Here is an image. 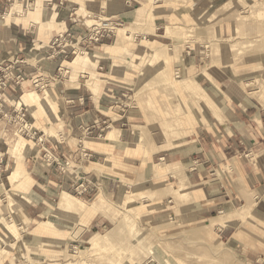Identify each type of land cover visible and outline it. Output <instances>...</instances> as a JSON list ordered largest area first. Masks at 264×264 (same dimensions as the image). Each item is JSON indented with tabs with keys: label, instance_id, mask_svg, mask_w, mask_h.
Instances as JSON below:
<instances>
[{
	"label": "rangeland",
	"instance_id": "obj_1",
	"mask_svg": "<svg viewBox=\"0 0 264 264\" xmlns=\"http://www.w3.org/2000/svg\"><path fill=\"white\" fill-rule=\"evenodd\" d=\"M80 1L73 0L76 8L80 7ZM129 1L133 3V13L126 16L130 23L125 24L117 16L112 21L122 24L118 29L136 23L134 13L138 8L154 9L156 6V15H167L166 30H160L158 37L149 36L148 29L142 30L143 26L148 28L147 25H135L137 31L132 35L141 33L142 36L135 37L134 41L129 39L120 50H109L120 57L115 67L113 61L103 63L99 69L97 66L95 72L102 77V88L99 96L97 91L94 92L96 97L92 95L106 107L104 113L109 121L82 123L74 135L70 133L66 122L71 114L70 107L75 103L66 100L65 95L74 92L69 91L70 88L79 87H73V69L65 64L71 72V80L55 82L51 61H41L38 57L29 62L27 53L21 64L25 74L22 90H11L1 99L2 110L9 114L7 118L0 114V152L5 154L0 166L9 165L5 176H10L13 161L8 154L9 145L1 139L4 134L16 137L10 141V147L18 141V134L29 140L28 146L33 149L41 150L46 144L53 153L32 151L33 154L26 158L30 163L27 165L29 173L33 170L35 155L40 164L45 162L51 170H39L41 185L34 190L35 195H29V206L26 199L22 201L15 196L21 195L18 187L6 184L7 191L15 194L11 195L13 200L23 208L25 216L32 219L23 231L10 216L0 215V235L3 236H0V264H250L232 249L228 235L219 232L224 230L226 218L221 225L213 226L214 219L184 221L182 213L178 218L177 210L171 208L174 199L166 200L165 197L171 196L173 190L161 194L159 181L150 177L145 181L139 179L137 187L142 191L139 193L140 189L132 185L134 181L129 182L132 172L122 164L120 157L119 168H114L116 162L110 155L112 150L121 152L122 148L136 143H140L138 150L146 156L164 149L183 150L198 134L212 132V129L225 127L237 133L241 125H247L250 130L264 127V0ZM21 3L12 0V4ZM34 11L37 13L36 8ZM53 11L44 10L46 20ZM59 11L60 8V15ZM91 16L84 19L85 27L94 24L89 23L95 15ZM0 31H3L2 26ZM117 38H113L111 45L117 43ZM151 41L164 48H157L158 45ZM73 44L78 48L76 42ZM35 45L38 44L30 47ZM93 52L101 55L100 50ZM75 57L72 55L67 62ZM17 61L9 59L0 68ZM205 73L210 77H204ZM76 75L78 82L83 76L82 83L87 85L84 72L78 70ZM88 76L92 81L96 79L93 74ZM35 77L45 85L36 88ZM48 90L55 93L57 103L50 98L42 99ZM27 92L37 94L42 103L40 109L45 113L55 110V104L62 109L59 121L52 114L42 115V125L34 127L37 133L34 136L21 127V123L24 125L32 120L29 109L19 110L16 106V101ZM247 105L252 109L244 111ZM16 109L23 110L25 121L21 117L15 119ZM46 129L53 135H46ZM116 129L122 134L115 141H106L112 131L118 132ZM96 131L101 133L99 141L113 144L114 149L105 148L97 155L90 152L88 141ZM257 146L264 148V141L250 146L244 158L252 160L254 155L251 154L257 151ZM92 162L98 164L92 165ZM23 167L21 163V170ZM163 170L164 162L156 159L154 174L157 178ZM14 175L10 177L12 183ZM20 179L16 177L15 181ZM7 191L0 186L3 204L7 203ZM63 191L69 193L71 207L56 211ZM74 196L91 204L86 205ZM98 200L106 206L104 212L96 213L95 203H92ZM186 200L190 201V196ZM96 214V220L91 221ZM82 216L89 217V222L87 219L81 222ZM221 218L222 215L216 219ZM42 221L44 223L39 226Z\"/></svg>",
	"mask_w": 264,
	"mask_h": 264
},
{
	"label": "crops",
	"instance_id": "obj_2",
	"mask_svg": "<svg viewBox=\"0 0 264 264\" xmlns=\"http://www.w3.org/2000/svg\"><path fill=\"white\" fill-rule=\"evenodd\" d=\"M19 1H22V3L16 5L12 4V0H0V27H3V31H0V65L12 58H16L19 62H24L23 60L26 58L27 53L29 62H34L38 57L41 61H51L50 68L54 69V81L60 83L62 82L60 80L63 79L71 80V72L67 71V68L71 67L74 71L72 77L73 87H79L77 89L70 88L69 91L74 90V92L65 95L66 100H74L75 103L70 107L71 114L66 122L67 128L70 127V133L72 132L74 135L82 123L93 124L98 122L103 124L109 121L106 113H104L106 107L103 106L100 100L94 99L95 94L90 87L91 83H93L99 96L103 80L101 75H99L100 73L95 72L97 66L99 69L103 63L113 61V67H115V61L120 59V57H116L115 54L113 55L109 51L113 47L111 44L117 34L112 38H101L99 43L93 45L94 48L90 47L88 50L83 49L78 43L87 34V27H85L83 21L92 17L91 14L95 15L94 19L101 15L112 19L118 16L122 21H125V24L130 23L126 20L128 18L126 16L133 13L131 9L132 1L125 0L122 3L120 0H81L79 8H76V3L73 0H15V3ZM35 8L37 13L34 11ZM58 8H60V15ZM45 9L54 10L47 20L43 13ZM155 9L156 6L154 9L144 6L138 8L134 13L136 23L134 22L133 26L130 24V26L122 27L128 29L127 35L131 41H134L135 37L142 36L141 33L132 35V32L137 31L134 28L135 25L141 26L143 25L142 23L147 25L148 28L141 27L142 30L148 29L147 34L149 36L158 37L160 30L164 28L166 30L167 15H156ZM82 12L87 13V15H81ZM52 15L54 17L50 18ZM89 23H95V20H91ZM11 29L15 31V34L11 32ZM70 33L72 39L68 38ZM57 35H63L66 41L54 46V39ZM165 36L169 38L166 34ZM145 39L148 40L146 37ZM74 42L77 43L78 48L82 51L93 52V50H100L101 55L93 52L95 55L92 63L82 64L74 68L71 66L77 58ZM34 43L38 45L30 47ZM152 43H156L158 45L157 48H164L157 42ZM72 55H76L72 61L73 63L67 62ZM78 70L87 75V85L82 83L84 80L83 76H80L78 82V76L76 75ZM68 74H70L69 77H67ZM89 74L95 75V80L99 81H92L89 78L90 76H88ZM203 76L210 77L208 73L203 74ZM85 87L87 91H85ZM88 90L92 93H89ZM38 96L41 98L39 94ZM53 97L55 98L53 99ZM46 98H50L51 101L54 100L57 103V96L52 90L46 91L45 97H42V99ZM18 102L17 100L16 104ZM21 108L18 109L20 110ZM250 109H252V106L247 105L244 111ZM61 110L58 114L52 110V112L48 113L42 110L37 111L38 119L34 122V127L42 125L40 122L42 115L52 114L59 121L62 114ZM224 128L212 129V132L208 131L198 134L183 150L164 149L150 153L149 156H146L145 152L140 153L138 150L140 143L132 146L129 144L127 148H122L121 152L112 150L115 146L108 144V142H100L101 133L96 131L94 136L89 138V147L87 149L97 155L101 154V151L105 148H110L113 151L110 156H113V160L116 162L114 168H119L118 157H120L122 164L133 174L129 177V182L132 183L134 181L132 183L134 187L139 185L140 178L145 181L151 177L159 181L157 184L161 185V194L166 195L173 190L171 196H165L167 197L166 200L169 198L174 199V204L171 208L177 210L178 218L182 213L184 221L186 219H214L211 221V226H213L216 224L221 225V223H224L222 219L226 218V226L224 230L220 229L219 232L228 235V241L232 249L238 252L246 263L264 264V148L257 146V151L251 154V156L254 155L252 160L244 158L250 146L261 144L264 141V127L262 125L256 130H250L247 125L244 127L241 125L237 133H234L230 128L228 130ZM34 132L29 134L32 136L37 135L36 130ZM52 133L48 129L45 130L46 135H53ZM121 134V131L118 130L114 134L112 141H115ZM137 135L140 137V134L137 133ZM8 137V135H3L1 139L5 140L6 144L9 145L8 154L11 156L10 141L16 137ZM17 137L19 138L20 136ZM48 143L51 142L48 141ZM36 152H38L37 154L53 153L52 149H48L46 144L42 146L41 150L33 149V153ZM250 152H253V148ZM30 154H27L22 161V165H25L22 168L24 175L20 176L21 179L18 184V190L20 189L21 195L17 196V194L15 195L12 192L20 200L25 201L26 199L28 206L31 203L30 197L35 195L33 193L34 190L41 185L39 182V170L43 168L49 172L51 171L49 165L45 162L40 164L37 159L38 155H35L32 159L33 170L29 173L27 165L30 163L26 162V158ZM0 155L2 156L1 163L5 154L0 152ZM128 155H130L129 158ZM156 159L164 162V170L158 176L159 179L154 174ZM97 164L92 162V165ZM0 167V186L7 191V183L13 186L10 177L14 172L11 168V174L7 177L5 173L9 170V165L5 166V164H2ZM157 167H160V165H157ZM137 188L140 189L139 193L142 192L141 188ZM185 190L190 191L185 192ZM187 196H190V201L186 200ZM75 199L84 202L77 197ZM101 202L98 200V202L92 203H95L96 213L104 212L106 209V206ZM84 203L86 205L91 204ZM220 215H222V218L220 220L216 219ZM246 215L247 217L243 218ZM97 217L98 215L96 214L90 220L94 221ZM82 218L81 222H84L85 219L89 222V217L85 218L82 216ZM1 237L3 238V236Z\"/></svg>",
	"mask_w": 264,
	"mask_h": 264
},
{
	"label": "bare ground",
	"instance_id": "obj_3",
	"mask_svg": "<svg viewBox=\"0 0 264 264\" xmlns=\"http://www.w3.org/2000/svg\"><path fill=\"white\" fill-rule=\"evenodd\" d=\"M51 17H54V16L52 15V16H50V18ZM117 30H116L117 31L116 34H117L118 40H117V43L112 47V50L122 49V47H124V45H127L126 43L130 39V37L127 35L128 29L122 28V29H117ZM145 47L148 48V46H145ZM76 52H77L78 57L76 58V60L73 63V65L75 67L81 66L82 64L86 65L90 62L92 63L94 54H92L91 52L82 51L81 49H78V48H76ZM91 88H92L93 92L96 91L95 89H93V87H91ZM35 92H27L24 96H22L21 100H19L18 104H16V106L18 105V108H21V107L26 105L28 107L31 115H32V120L26 121L24 123V125L21 123V127L25 128L26 131H28L29 133L34 132V125L33 124L38 119L37 111L41 110L40 107L42 104L39 97L37 96V94ZM58 108L59 107L55 104V106H54L55 110H53V109H50V110H52L54 113H57L56 111H58ZM20 122L21 121H19L17 123V125H19ZM114 133L115 132L112 131L108 135V137L106 138V141H112L114 139ZM4 135L7 136V134H4ZM17 136H18V134H17ZM29 144H30L29 140L20 136L18 141L15 142L13 144V146L11 147L10 153H11V159H13V166H12L13 170L12 171L15 174L12 177V179L15 182V183L13 182L14 187H18V184L20 182V181L19 182L15 181L16 177L20 178V176H22V170L20 168V165H21L23 159L25 158V156L27 154H30L33 151V148L31 146H28ZM1 158H2V156L0 155V161L2 160ZM68 194L69 193H67V192L61 193L60 200H59V207L56 211H62L64 209H67V207H69V208L71 207V205H69ZM7 195H8L7 203L3 204L0 201V215L10 216V218L13 219V222L15 224H17V226H19V229L25 231L31 223V218L29 216H25V213L23 212V208L17 202H15L13 200V198L11 196L12 195L11 191H8ZM81 208L82 207H79L78 209H81ZM44 221L39 222L38 225L41 226L44 223Z\"/></svg>",
	"mask_w": 264,
	"mask_h": 264
},
{
	"label": "built area",
	"instance_id": "obj_4",
	"mask_svg": "<svg viewBox=\"0 0 264 264\" xmlns=\"http://www.w3.org/2000/svg\"><path fill=\"white\" fill-rule=\"evenodd\" d=\"M95 23L89 27H87V34L82 38V40L79 41L78 44L82 46L83 49H88L90 47H93L94 44L99 43L100 39L105 37V38H112L115 37L116 30L122 26V24L112 21V18H105V17H96ZM70 39L71 33L69 34ZM62 41H66V38H64L63 35H57V37L54 39V46L58 45L59 43H62ZM53 46V47H54ZM81 48V47H80ZM24 62H17L15 64L8 65L6 67H1L0 68V102L1 99L5 96L8 95V92L13 90L17 91L19 89L22 90V84L25 80L24 77V72L21 68V64ZM34 86L37 88L40 85L44 86L45 83L44 81H41L40 78H34L33 80ZM1 103H0V114L4 116V118L8 117V113L3 111L1 108ZM16 118L15 119H20L24 121L25 119V114H22L23 110L18 111L16 109ZM13 117L11 116V119Z\"/></svg>",
	"mask_w": 264,
	"mask_h": 264
}]
</instances>
